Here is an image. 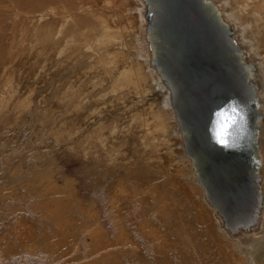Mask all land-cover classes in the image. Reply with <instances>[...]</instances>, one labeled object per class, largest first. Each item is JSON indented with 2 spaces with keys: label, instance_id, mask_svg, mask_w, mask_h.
Masks as SVG:
<instances>
[{
  "label": "rangeland",
  "instance_id": "obj_1",
  "mask_svg": "<svg viewBox=\"0 0 264 264\" xmlns=\"http://www.w3.org/2000/svg\"><path fill=\"white\" fill-rule=\"evenodd\" d=\"M228 1L264 52V0ZM119 5L0 0V264H243L162 166Z\"/></svg>",
  "mask_w": 264,
  "mask_h": 264
},
{
  "label": "water",
  "instance_id": "obj_2",
  "mask_svg": "<svg viewBox=\"0 0 264 264\" xmlns=\"http://www.w3.org/2000/svg\"><path fill=\"white\" fill-rule=\"evenodd\" d=\"M180 1L176 6L173 0H157L160 12L148 26L154 63L162 79L179 88L173 105L186 152L212 205L231 225L237 214L243 218L255 206L250 195L264 198L256 181L259 153L248 140L249 129L261 114L247 71L252 63L213 0ZM232 108L243 121L228 129L230 146L225 147L216 139L217 113L230 116ZM238 228L228 229L236 233Z\"/></svg>",
  "mask_w": 264,
  "mask_h": 264
},
{
  "label": "bare ground",
  "instance_id": "obj_3",
  "mask_svg": "<svg viewBox=\"0 0 264 264\" xmlns=\"http://www.w3.org/2000/svg\"><path fill=\"white\" fill-rule=\"evenodd\" d=\"M213 1L220 8L224 20L230 26H232L234 30L233 33L235 40L245 53L246 59L251 61L252 63V67L248 68L247 71L251 75V81L253 82L255 93L258 98V111H260L261 114L256 118L257 124H254L250 127V137L248 138V140L253 144V146L257 149L259 153L260 176L258 179H256V181L259 183V190L263 193L264 196V52L263 50H261L262 44L259 38L260 35L257 36L258 33H255L252 21L247 20V17L245 21L240 19L239 17H237L238 19L235 18V16L232 14L234 3L231 4L232 2L230 3L228 0ZM173 2L176 6L182 3V1L180 0H173ZM119 3L121 5H119L118 10L122 12L121 16L124 17V21L126 24L124 28L128 29L127 36L129 39H134V44L137 47L138 53L137 50H132L133 53L130 57V66H123L121 68H119L120 66H115L114 69L119 68L120 70L123 68L122 71L124 72L125 70V76L126 74L129 78L132 76L133 80L135 78L137 81H140L141 78L144 86L147 88L148 93L151 90L149 85H151L154 90L159 92L156 93L160 94L162 106L160 104V111L159 109L156 110V120H158L161 125H165L163 130L164 133L156 134L153 136V138H155L154 141L158 142L159 145H162L161 142L168 139L169 149L170 147L174 149V152H166L164 154L162 158V166L164 167L165 171L168 172L170 179H172V182L178 181L177 183L179 184L180 181L181 184L179 185L183 189H185L186 192H189L190 195H192L190 196V199L193 200L195 207H198L199 203H201L205 207L206 211L205 213H203V215L201 214V216H203L204 219L206 233L209 234L211 232L213 234V240L214 238H217L219 240L218 241L216 239L218 247L220 245H223V248H226V250H228L229 247L232 251H234V253L236 252L237 254L243 257V264H264V198H260L255 194L250 195V197L255 202V206L252 207L251 211L243 215V218H240V214H237L238 216L235 218L234 223H232L231 225L226 224L222 217V214H218L219 212L212 205L211 199L207 195L204 186L200 183L199 179L197 178L196 172L194 170L195 168L192 164V159L186 152L185 138L183 137L181 125L179 119L177 118L176 111L173 105V99L177 96L179 88H177L175 85H168L167 81H164V79H162L161 77V74L157 71V64L154 63L153 57V42L148 36L149 23L154 22L153 17L156 15V11L160 12V7L157 3V0H119ZM114 7L115 5L113 6V8ZM169 9L173 10L174 7L171 6ZM251 11H253V9ZM131 12H133V14L135 13L136 15L131 14ZM253 12L256 13V11ZM115 14L117 15V13ZM247 14H249L248 11ZM105 20L107 21V19ZM117 23L118 22H116V24ZM116 31H118V29ZM106 40H108V38ZM127 47L128 46L124 48ZM121 48L123 49V47ZM135 53H137V58L139 61H141V63L136 61V59L134 58ZM141 93L143 94V92ZM147 96L149 97V95ZM149 110L152 109L149 108ZM149 110H145L147 116H149V113H152ZM160 114H162L163 117L166 119L162 120ZM167 119L170 120L171 126L166 125ZM154 127L158 128V130H161L159 129L160 126ZM172 136H174L173 141L172 139H170V137ZM176 147L178 148V151H176ZM254 214H256V217L254 216ZM236 225H238L240 228L236 230V233H232L228 228H236ZM249 232L252 233L249 234ZM213 242L214 241H212V243ZM226 252L227 253L225 254H229V251Z\"/></svg>",
  "mask_w": 264,
  "mask_h": 264
},
{
  "label": "snow or ice",
  "instance_id": "obj_4",
  "mask_svg": "<svg viewBox=\"0 0 264 264\" xmlns=\"http://www.w3.org/2000/svg\"><path fill=\"white\" fill-rule=\"evenodd\" d=\"M231 111L232 115L230 116H227L224 112L217 113L219 130L217 131L216 139L218 143L225 147L230 146L229 137L231 136V133L228 132V129L233 126L240 127L243 121V116H241L235 108H232ZM219 118H224V122L221 123Z\"/></svg>",
  "mask_w": 264,
  "mask_h": 264
}]
</instances>
